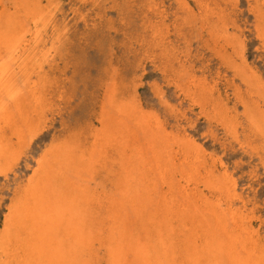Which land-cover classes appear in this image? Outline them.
I'll list each match as a JSON object with an SVG mask.
<instances>
[{"label": "rangeland", "instance_id": "1", "mask_svg": "<svg viewBox=\"0 0 264 264\" xmlns=\"http://www.w3.org/2000/svg\"><path fill=\"white\" fill-rule=\"evenodd\" d=\"M48 2L59 6L61 45L42 62L44 83L14 60L35 45ZM122 3L87 32L72 19V0H0L1 33L13 39L11 52L0 47V66L23 100V137L9 134L16 155L0 176V230L40 161L43 181L86 215L118 217L124 238L163 220L185 249L180 261L207 224L217 231L216 214L264 246V0H132L130 30L115 10Z\"/></svg>", "mask_w": 264, "mask_h": 264}, {"label": "bare ground", "instance_id": "2", "mask_svg": "<svg viewBox=\"0 0 264 264\" xmlns=\"http://www.w3.org/2000/svg\"><path fill=\"white\" fill-rule=\"evenodd\" d=\"M72 1L79 4L72 10V19L76 21L75 24L82 25L87 32H90L97 29L103 18L108 16L109 5L113 6V2L119 0ZM131 2L132 0H123L121 5L115 6L117 7L115 10L123 15L126 30L131 29L129 24L134 18L136 19L134 12L131 11L129 4ZM82 8H85V12L81 11ZM59 14V6H50L48 2L40 17V20H43L42 30L40 33L37 32L38 35L36 34L34 38L35 45L18 51L17 59L14 60L18 61V67L23 72L28 70V75L42 76L44 83L46 74L42 70V62L51 52L50 46L52 50L55 48L59 51L61 45L57 39L59 23H61ZM2 30L0 29V47L5 44L8 52H11L12 34L5 35L1 33ZM44 32H48L45 40L47 43L45 42L43 48L39 49ZM56 51L55 54L58 53ZM30 56L32 58L28 62ZM21 58L25 59L21 60ZM13 85V72L8 66H0V176L5 175L16 155L15 141L12 137L18 143L23 137L15 120L16 111H20L23 104L22 91ZM5 94L8 95L6 102L2 98ZM31 120L33 119L30 118ZM253 127L255 132L261 131L258 124ZM9 134L13 136L10 137ZM167 154L169 158V153ZM41 164L43 162L39 161L31 178L16 188V192L4 209L3 228L0 230V264H103V262L106 264H264V246L252 238H242L238 234H233L235 231L228 228L223 214H216L211 220L217 231L207 224L201 230V234L197 233L194 236L193 249L190 248V251L186 249L187 255L180 256L182 261L179 259V251L183 255L182 251L185 252V249L182 246L175 247V241L171 238L174 235L168 232H174V229L170 227L168 231L164 230V221L161 219L155 218L154 221L150 219L149 223L141 222L142 236L124 238L120 227L124 224L122 222L118 224V217L104 222L98 217L86 215V212L73 202L70 194L57 193L49 186L47 180L43 181ZM175 190L179 191L177 188ZM227 212L231 219L236 218L237 212L234 209L227 207ZM130 215L131 211L128 217ZM211 215L213 216V213ZM189 241L191 242L188 239Z\"/></svg>", "mask_w": 264, "mask_h": 264}]
</instances>
